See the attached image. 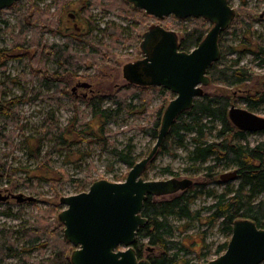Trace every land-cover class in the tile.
<instances>
[{
  "label": "rangeland",
  "instance_id": "1",
  "mask_svg": "<svg viewBox=\"0 0 264 264\" xmlns=\"http://www.w3.org/2000/svg\"><path fill=\"white\" fill-rule=\"evenodd\" d=\"M32 2L38 7L39 21L47 22L49 25L39 26V21L36 23L34 21L30 22L28 27H23L18 16L27 14L25 11L30 8L29 0H19L13 7L0 9V49L17 56L21 55L22 59L20 61L13 58L5 62L4 58L0 57V63L5 62V65L0 66V98L15 99L17 105L13 108V114L18 122V125H15L0 118V125L3 126V130L0 131L2 133L0 134V188H11L16 193H24L36 198L34 201L23 203L13 199L0 202V228L21 231L12 236L0 232V243L9 240L25 248L20 256L8 257L4 264H18L25 258L31 262L47 264V260L58 252L57 244L60 239L56 241L53 237L48 239L45 237L40 243L49 240L52 245L47 248L32 247L31 244L25 245L26 239L18 240L22 232L39 222L43 225L51 224L54 230L60 227L58 214L66 207L60 201L62 196L87 191L94 181L100 179L124 181L132 166L120 158L117 150L127 153L131 149V155L136 157L137 162L148 156L158 139V136H153L149 132V128L156 120V111L163 106L162 122L165 108L175 94L168 90L164 97L157 93L158 88H156L147 93L146 111L137 107L135 112L130 113L124 106L119 108L114 100L117 91L123 90L130 83L124 77L123 68L125 64L144 57L140 44L149 26L159 24L175 30L180 35L184 28L198 23L197 18L180 19L172 14L162 19L151 15L147 22L142 24L134 18L132 8L136 7L127 0H33ZM230 2L237 12L240 11L239 17L224 31L222 40L226 46H232L236 50L227 54L225 61L219 66L234 64V60L238 59V66L250 68L255 75L251 81L238 86L229 87L222 82H211L203 86V90L208 93H225L231 97L233 105L247 108L264 117V103L250 106L247 100L250 95L260 92L264 84V0H230ZM18 6L25 9L19 13ZM70 12L80 13L81 20L79 19L78 22L83 27V31L77 36L79 45L76 51L77 54L84 55L86 62L79 71L81 77H74L70 85L61 90H64L62 93L55 94L54 90L48 91L40 85L42 75L38 72L41 66L51 71L55 70L56 64L44 60L43 65L38 59L32 68L30 58L36 54V48L28 47V41H42L44 44L66 42L71 37L70 32L74 30V22L69 17ZM22 15L21 18L24 17ZM206 25L210 28L213 26L208 20ZM113 27H117L122 34L124 38L122 45L114 42L111 35ZM67 28L71 30L69 33ZM91 43L97 50L98 46L107 47L115 55L116 62L103 61V56L97 51L89 52ZM26 49L29 57L23 61L22 50ZM3 54L5 53H1ZM94 63H97L98 70L94 67ZM33 71L36 73L34 74ZM81 81L92 83V87L80 88L75 94L72 88ZM130 92H134V88ZM128 94L127 102L131 99L133 103L137 102L138 98L134 99L133 94ZM98 105L114 110L119 108V111L114 113L113 119L102 121L94 115ZM77 111L79 112L77 129H81L86 123L97 131L103 126L105 141L97 136L89 137L84 134L86 139L78 137V141L70 146H59L54 139L46 141L43 145L38 142L42 134L40 126L46 119L53 120L60 128H65L76 116ZM183 118L188 117L184 115ZM159 130L160 127L158 132ZM53 132L55 134L56 130ZM215 134L216 131L208 138L216 139ZM3 135L6 139L1 138ZM191 136L192 134H187L184 142L181 143L174 136L168 135L165 138L168 140L167 147L159 148L142 176L150 180L170 177L191 178L194 180L193 188H197L202 180L207 182L203 177V173L206 172L205 166L214 164L217 172L215 181L210 182L205 190L214 189L222 192L226 188H236L240 179L226 182L221 179L223 173L235 170L234 165L217 162L212 158L203 164L198 172L191 168L192 162L188 157V150L192 146ZM230 140L256 145L264 141V131H245L244 134L231 136ZM40 150L41 154L38 156ZM46 152L51 153L49 158L45 157ZM1 166L10 169L11 173L5 174ZM168 197L169 195H165L159 198ZM214 200L204 193L195 199L192 207L201 209ZM207 213L203 211V215ZM203 222L172 218L175 227L173 238L190 250L188 254L186 253L188 258L201 263L217 258L220 255V246L230 241L232 237V233L220 222L211 229ZM63 228H65L64 224ZM61 238H65L64 232ZM152 252L157 253L146 247L143 258H147Z\"/></svg>",
  "mask_w": 264,
  "mask_h": 264
},
{
  "label": "trees",
  "instance_id": "2",
  "mask_svg": "<svg viewBox=\"0 0 264 264\" xmlns=\"http://www.w3.org/2000/svg\"><path fill=\"white\" fill-rule=\"evenodd\" d=\"M33 0H29L30 8H27L24 15L18 16L19 21L23 23V27H28L30 22L36 23L38 18V7ZM68 3V2H67ZM127 4V3H126ZM92 5V4H91ZM65 6V4H64ZM25 8L18 6L19 13ZM134 18L140 23H146L150 14L145 10L139 8H132ZM239 10H236V16L234 22L239 17ZM21 15L24 16L21 18ZM26 15V16H25ZM29 21V22H28ZM198 23L193 26L186 27L182 30L179 38L180 50L191 51L193 48L199 45L204 39L210 27L206 25V20L202 17L197 18ZM55 25H57V22ZM39 26L43 24L49 25L44 21H39ZM223 32L220 36V47L222 54L220 59L215 62L208 70L211 77V82H222L229 87L238 86L242 83L251 81L254 78L255 73L246 66H238L239 60H234V64L226 65L224 67L219 64L225 61L227 54L236 50L232 46H226L222 40ZM114 42L118 45L124 43L122 34L117 30V27L112 28L111 32ZM77 38V39H76ZM79 45V40L76 34H71V37L66 42L61 43H43L42 41H28V47H35L36 54L32 55L30 62L32 68H34L36 60L39 59L40 63H44V60L51 61L56 64L55 70H49L46 67L41 66L39 74H41L40 85L48 89V91L54 90L55 94H60L64 87L70 85L74 77H81L79 71L85 66L86 59L84 55L77 54L76 48ZM89 47V52L100 53L104 60L116 62V57L105 46H98V50L92 46ZM20 46V45H19ZM22 47V46H21ZM96 49V50H95ZM23 51V61L29 57V53L26 50ZM1 53H5L1 55ZM0 57L4 58V61L9 59L20 58L6 50L0 49ZM40 57V58H39ZM5 61V62H6ZM0 63V66L5 65ZM44 65V64H43ZM94 67L98 70L97 63H94ZM35 71V69H34ZM33 71V72H34ZM36 72H34L35 74ZM132 88V89H131ZM134 92H130L133 90ZM158 88L159 95H165L168 89L165 87L150 86L143 87L129 83L123 90L119 89L115 96V103L118 107L121 106L127 108L128 112H135L139 107L141 110L146 111L147 93L153 89ZM139 89V91H138ZM133 94V98H138L137 102L133 103L126 101L127 96ZM167 98V97H166ZM250 106H257L264 103V84L260 92L247 97ZM17 105L15 99L11 102L3 101L0 107L3 110L4 118L15 125H18L14 116V107ZM231 97L225 93H208L198 98L192 109L187 110L179 115L173 126L171 127L168 135L174 136L179 142H184L187 134H192L191 143L189 148V160L192 162L191 168L198 172L202 169V165L214 158L217 162H225L228 165H234L238 171V179L240 183L236 188H226L222 192H217L214 189L205 190L210 182L215 181L217 172H215V165L205 166L206 172L203 173V180L198 184L197 188H193L194 184L178 194H171L168 198H159L149 195L144 203L143 215L148 218V223L139 230L138 238L135 243V249L139 258H143L145 248H150L152 252L147 258L152 264H204L199 261H194L186 256L190 250L181 244L180 241L173 238L175 232L172 218L199 220L206 223L211 229L218 222L229 230L233 231V224L239 219H251L256 222L259 227L264 228V141L259 142L256 145L242 144L230 140L231 136L237 134H244L245 131L237 128L229 117V109L231 107ZM119 108H103L98 105L97 111L94 110L95 117L100 118L102 121H108L114 118V113L119 111ZM163 106L156 111V120L149 128V132L153 136H158V129L161 127V116ZM79 112L72 119L70 124L65 128L58 127L53 120L46 119L40 126L42 130L41 137L38 142L43 145L46 141L54 139L59 146H70L75 143L78 137L86 139L84 134L89 137H98L105 141V128L99 127L97 131L89 123L84 124L81 129H77V120ZM184 115L188 118H183ZM56 130L54 134L53 131ZM216 131V139L210 140L208 137L214 134ZM1 138H5L3 135ZM9 143V142H8ZM168 140H165L162 146L167 147ZM120 158L127 164L134 166L137 162L135 156L131 155V149L129 152L116 151ZM47 153V152H46ZM41 150L39 151V155ZM51 153L45 154V157L49 158ZM5 174L11 173L10 169L5 166H1ZM169 171V170H167ZM15 174V172L13 173ZM206 193L209 197H213L215 200L213 203L202 207L201 209H193L192 205L199 195ZM203 211L208 213L203 215ZM60 227L54 230L51 224L43 225L42 223H36L31 228L24 230L22 236H19L18 240L24 238L25 245L31 244L32 247L47 248L52 245L48 240L47 242L40 243L45 237H53L56 241H59L57 246L59 250L50 259L47 260V264H72L70 255L73 251V245L67 241L63 236L64 228L63 223H59ZM1 233H7L12 236L13 234H19L20 230H7L0 228ZM229 241L223 243L219 248V253L222 254ZM25 248L19 247L15 242L5 241L0 243V264H4L8 257H18ZM183 252V253H181ZM207 262V261H206ZM18 264H40L38 262H31L29 259H21Z\"/></svg>",
  "mask_w": 264,
  "mask_h": 264
},
{
  "label": "water",
  "instance_id": "3",
  "mask_svg": "<svg viewBox=\"0 0 264 264\" xmlns=\"http://www.w3.org/2000/svg\"><path fill=\"white\" fill-rule=\"evenodd\" d=\"M19 0H0V9L13 7ZM136 8L157 18L175 15L180 19L204 18L213 26L191 51L180 50V35L175 30L153 24L144 32L140 48L144 57L125 64L124 77L140 86L165 87L175 94L163 113L158 139L151 152L136 162L124 181L100 179L87 191L62 196L66 207L58 214L64 224V237L73 246L72 264H152L139 258L135 249L139 230L148 223L143 215L149 195L160 197L184 191L194 184L191 178L145 179L142 174L156 155L168 133L183 112L194 107L211 83L209 68L222 54L221 34L232 24L236 9L230 0H127ZM81 81L72 88L90 89ZM229 117L242 131H264V117L247 108L231 105ZM238 178L237 169L225 172L226 182ZM0 191V202L9 197ZM17 202L34 201L33 196L13 194ZM124 247V249H121ZM264 262V228L251 219L233 224L226 250L204 264H261Z\"/></svg>",
  "mask_w": 264,
  "mask_h": 264
},
{
  "label": "flooded vegetation",
  "instance_id": "4",
  "mask_svg": "<svg viewBox=\"0 0 264 264\" xmlns=\"http://www.w3.org/2000/svg\"><path fill=\"white\" fill-rule=\"evenodd\" d=\"M69 17H70V20L71 21H73L74 23H73V31H71L69 28H67V31H68V33L70 32V34H76V36H79V35H81L82 34V31H83V27L79 24V19L81 20V18H80V13H78V12H70L69 13ZM80 89V88H79ZM79 89H77V90H75L74 91V93L75 94H77V92H78V90ZM84 96H87V94H84ZM13 99H11V98H9V99H5V100H3V99H1L0 98V104L3 102V101H8V102H11ZM0 118H2V119H4L5 120V122L7 121V119H5L4 118V115H3V110H2V108L0 107ZM3 130V126L2 125H0V131H2ZM0 134H2L1 132H0ZM9 190V197L6 199V200H4V201H7V200H11V199H13V200H16L17 201V199L16 198H14L13 197V194H19V193H16V192H14L11 188H0V191H6V190ZM24 194V193H23ZM24 195H26V194H24ZM27 196V195H26ZM2 202V201H1Z\"/></svg>",
  "mask_w": 264,
  "mask_h": 264
}]
</instances>
